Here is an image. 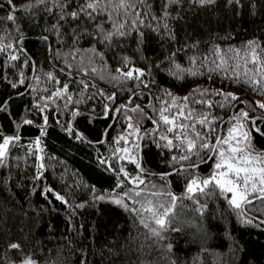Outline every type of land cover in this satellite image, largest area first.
<instances>
[{
	"label": "trees",
	"instance_id": "obj_1",
	"mask_svg": "<svg viewBox=\"0 0 264 264\" xmlns=\"http://www.w3.org/2000/svg\"><path fill=\"white\" fill-rule=\"evenodd\" d=\"M144 2L149 14L144 16V24H138L139 32L133 29L124 37H114L110 47L97 43L113 68L122 55H127L138 66L148 68L151 65L153 91L163 86L183 96L193 85H201L223 87L252 99L255 94L250 89L232 84L219 73H212L210 78L201 70V74L184 73L177 79L167 71L171 61L165 58L174 57L187 66L194 55L198 57V64L205 55L211 58L214 45L222 49L239 47L252 38L264 44V0H240V4L235 0L231 3L213 0L204 5L196 4L195 0H171L167 9L169 15L165 18L167 30L162 20L152 19L153 14L162 16L166 0ZM12 3L18 6L25 0H12ZM11 10L5 0H0V32L13 27V22L4 18ZM15 17L18 28L8 39L14 43L19 41L14 49L18 57L6 62L8 53L0 50V103L8 98L7 105L0 110V133L20 137L10 142L7 162L0 164V264L19 255L18 250L7 248L11 241L20 243L25 252L31 250L41 261L47 260L50 264H81L82 261L84 264H170V257L176 259L177 264H264V201H252L241 209L245 215L251 213L254 221L242 223V217L218 194L207 199L198 197L201 203L208 205L203 216L196 211L190 198L178 197L163 240L149 233L136 214L121 205L110 200L93 201V195L112 194L110 190L115 186L121 164L129 172H135V164L127 160H112L113 171L98 160V156L108 159L109 144L123 127L121 116L112 115L110 111L108 116L94 115L89 119L93 105L96 113L103 108L102 97L91 87L85 90L84 98L76 102L81 87L67 72L60 71L64 67L61 64L63 56L56 58V49L72 45V33L63 21H57L55 10L47 12L44 5L28 11L17 8ZM57 22L64 35L62 44L57 41L55 30L49 31ZM152 25L158 26L159 31ZM166 31L169 34H165ZM21 34L25 37L23 41H20ZM44 36L49 39L43 40ZM92 43L93 40L84 35L75 46L86 48ZM33 68V75L51 70L60 78V84L69 82V91L74 96L67 108L64 100H58L43 111L40 105L33 104L34 99L40 100L43 95L50 94L55 86L41 75L38 82L32 76L26 89ZM21 73L25 82L13 87L12 83L21 79ZM88 83L91 85L92 80ZM97 83L113 90L109 83ZM115 90L114 103L118 104L128 91L127 88ZM256 98L264 99V96ZM70 108L79 111L73 115ZM215 110L220 111L218 107ZM68 120L73 122L72 135L65 131ZM75 129L83 132L87 140L75 139ZM253 133L256 143L264 146L259 135L254 130ZM37 136H40L45 167L41 169V176L33 179L36 171L34 138ZM30 143L31 152L28 150ZM142 143L144 167L156 174L168 171L167 163L161 160L164 153L147 139ZM210 167L205 162L199 170L206 173ZM152 179L160 185L166 183L159 175ZM167 183L177 193L182 190L176 174L169 173ZM45 185L64 195L68 204L57 200ZM123 190V186L118 188L117 194ZM82 201L86 203L78 207ZM167 243L173 245L171 250L164 247Z\"/></svg>",
	"mask_w": 264,
	"mask_h": 264
},
{
	"label": "snow or ice",
	"instance_id": "obj_2",
	"mask_svg": "<svg viewBox=\"0 0 264 264\" xmlns=\"http://www.w3.org/2000/svg\"><path fill=\"white\" fill-rule=\"evenodd\" d=\"M170 2L171 0H166L164 3L161 17L154 14L152 16V19L163 21L165 30L168 27L165 18L169 15L167 9ZM212 2L213 0H195L199 5ZM235 2L240 4V0ZM5 5L12 10L4 18L13 22L9 31L0 32V50L8 53L6 62L18 57V51L14 49L19 41L14 43L12 39H8L18 28L14 23L16 9L28 11L44 5L47 12L55 10L57 21H63L72 33V45L67 49H56V58L63 56L61 64L64 67L60 71L67 72L81 87L76 102L79 103L86 94L85 90L91 87L102 97L103 108L96 113L93 105V111L88 113L89 119H93L94 115L108 116L110 111L112 115L121 116L123 127L109 144L106 152L108 159L98 156V160L107 165L109 171L114 170L112 160H127L135 164V172H129L121 164L115 186L110 190L112 194L93 195V201L110 200L135 213L139 223L160 240L164 239L165 230H169L171 214L178 197L190 198L196 211L203 216L208 205L201 203L198 197L207 199L218 194L242 217V223L254 222L251 213L245 215L240 210L252 201H264V146L256 143L253 133L254 130L264 144V123H257L264 121V99L256 98L264 96V44L252 38L239 47L222 49L221 46L214 45L211 58L205 55L198 64V57L194 55L187 66L178 63L174 57H166L171 61L167 71L177 79L184 73L189 76L201 74V70L208 73L210 78L212 73H219L232 84L246 86L255 94L250 100L237 91L223 87L193 85L181 96L163 86L153 91L151 65L148 68L138 66L131 57L122 55L113 68L105 58L104 51L97 47V43L110 47L114 37H124L133 29L139 32L138 24H144V16L149 14L144 0H25V3L18 6L12 0H5ZM106 24L110 27H106ZM152 27L159 31L158 26ZM52 29L56 32L57 41L62 44L64 35L61 34V24L53 23L49 31ZM165 34L169 33L166 31ZM84 35L89 36L93 43L86 48L75 46ZM24 39L21 34L20 41ZM42 39L48 40L49 37L44 36ZM20 75L21 79L13 82V87L16 83L25 82L23 74ZM41 75L55 86L50 94L43 95L40 100L34 99L33 104L40 105V111H43L57 104L58 100H64V107L67 108L74 96L69 91V82L60 84V78L51 70ZM41 75L34 74L33 79L38 82ZM89 79L92 80L91 85L88 83ZM97 81L111 84L113 90L98 86ZM117 88H127L128 91L126 98L118 104L114 103ZM7 103V100L0 103V109L5 108ZM217 107L219 112L215 110ZM69 111L75 115L79 110L70 108ZM46 122L47 116L44 117V123ZM73 127L72 120H68L65 131L72 135ZM40 131L43 134V125ZM107 131L105 128L104 132ZM0 136V164H5L10 142H15L20 137L18 134L2 133ZM74 138L87 140L79 129H75ZM145 139L164 153L161 160L167 163L168 171L156 174L144 167L141 149ZM34 143L36 171L33 179H37L42 174L41 169L45 167L40 136L34 138ZM28 150L32 151L31 143ZM205 162L211 167L206 173H202L199 169ZM169 173L176 174L181 181L182 190L179 193L173 191L167 183ZM155 175H159L166 183H155L152 179ZM122 186L124 190L117 194V189ZM45 187L57 200L68 204L66 197L59 191L48 185ZM92 191L96 192L95 186ZM85 203L82 201L77 206L83 207ZM256 219L259 220L260 217ZM164 247L171 250L173 245L167 243ZM7 248L18 250L19 255L14 259H6L5 264H50V261H41L31 250L25 252L16 241L9 242ZM170 264H177V260L170 257Z\"/></svg>",
	"mask_w": 264,
	"mask_h": 264
},
{
	"label": "water",
	"instance_id": "obj_3",
	"mask_svg": "<svg viewBox=\"0 0 264 264\" xmlns=\"http://www.w3.org/2000/svg\"><path fill=\"white\" fill-rule=\"evenodd\" d=\"M33 73H34V68L32 69V73H31L30 79H29V81H28V83H27L26 89L28 88V86H29V84H30V80H31V78H32V76H33ZM26 89H25V90H26ZM6 100H8V98H7ZM0 110H1V109H0Z\"/></svg>",
	"mask_w": 264,
	"mask_h": 264
}]
</instances>
